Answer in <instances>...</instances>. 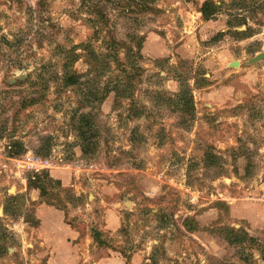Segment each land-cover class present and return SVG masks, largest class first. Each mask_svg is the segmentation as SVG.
<instances>
[{
    "label": "rangeland",
    "instance_id": "1",
    "mask_svg": "<svg viewBox=\"0 0 264 264\" xmlns=\"http://www.w3.org/2000/svg\"><path fill=\"white\" fill-rule=\"evenodd\" d=\"M263 49L264 0H0V264H49L40 206L81 264H264Z\"/></svg>",
    "mask_w": 264,
    "mask_h": 264
},
{
    "label": "crops",
    "instance_id": "2",
    "mask_svg": "<svg viewBox=\"0 0 264 264\" xmlns=\"http://www.w3.org/2000/svg\"><path fill=\"white\" fill-rule=\"evenodd\" d=\"M213 24L211 21L203 22L201 32L204 31L205 35L214 34L210 29ZM215 30L219 32L220 29ZM220 32L225 30L221 29ZM37 218L39 224L36 232L44 251L51 255L49 264H81V256L85 255L87 250L78 249L77 241L80 233L66 223L62 213L47 206H40ZM53 257L57 258L54 262Z\"/></svg>",
    "mask_w": 264,
    "mask_h": 264
},
{
    "label": "trees",
    "instance_id": "3",
    "mask_svg": "<svg viewBox=\"0 0 264 264\" xmlns=\"http://www.w3.org/2000/svg\"><path fill=\"white\" fill-rule=\"evenodd\" d=\"M219 7L215 3H213L212 1H206L201 8L203 20L204 21H210L211 19H213L214 15L218 11ZM227 26L231 29L234 27V26H231L229 23L227 24ZM240 26H245L246 32L248 31L247 23L245 20H243L241 22ZM97 28H98L97 30H99L98 26H97ZM100 32H101V29H100ZM78 82H79V79L75 75H71L70 77H68L66 79L67 86H75L78 84ZM79 123H80L79 124V130L84 129V127H86V126H89V123L87 122L86 117H84V116L81 117V120ZM46 177H48V175H46ZM44 181L45 180H43L39 175H36L34 177V181L32 183L33 188L38 189L42 196L46 195V190H47L45 187ZM230 232H231V234L235 235V238L232 239V241H231L233 244H237V243L243 241V237L241 236V233H238L235 231H230ZM93 240H94V242H96L101 247L106 246V243L104 241H102V239H101V233L98 231H94Z\"/></svg>",
    "mask_w": 264,
    "mask_h": 264
},
{
    "label": "built area",
    "instance_id": "4",
    "mask_svg": "<svg viewBox=\"0 0 264 264\" xmlns=\"http://www.w3.org/2000/svg\"><path fill=\"white\" fill-rule=\"evenodd\" d=\"M55 157L49 158H35L32 157L29 161H25L22 158L15 160L17 168L24 172L42 173L46 170L53 168V160ZM191 193V192H190ZM197 198L195 193H191V200L194 201Z\"/></svg>",
    "mask_w": 264,
    "mask_h": 264
},
{
    "label": "water",
    "instance_id": "5",
    "mask_svg": "<svg viewBox=\"0 0 264 264\" xmlns=\"http://www.w3.org/2000/svg\"><path fill=\"white\" fill-rule=\"evenodd\" d=\"M264 61V49L261 53H258L254 58L250 59L248 61V64H256L259 62H263ZM130 203L127 201L125 202V205H129Z\"/></svg>",
    "mask_w": 264,
    "mask_h": 264
},
{
    "label": "bare ground",
    "instance_id": "6",
    "mask_svg": "<svg viewBox=\"0 0 264 264\" xmlns=\"http://www.w3.org/2000/svg\"><path fill=\"white\" fill-rule=\"evenodd\" d=\"M234 65H237V64H234Z\"/></svg>",
    "mask_w": 264,
    "mask_h": 264
}]
</instances>
